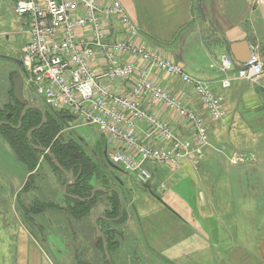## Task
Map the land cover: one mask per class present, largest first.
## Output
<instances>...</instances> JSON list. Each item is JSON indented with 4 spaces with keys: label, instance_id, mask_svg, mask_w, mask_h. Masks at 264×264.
Masks as SVG:
<instances>
[{
    "label": "built area",
    "instance_id": "obj_1",
    "mask_svg": "<svg viewBox=\"0 0 264 264\" xmlns=\"http://www.w3.org/2000/svg\"><path fill=\"white\" fill-rule=\"evenodd\" d=\"M256 4L264 5V0ZM13 9L28 27L24 61L36 92L50 108L76 118L77 126H96L114 164L152 185L158 167L174 174L182 162L202 160L212 124L228 116L223 96L210 82L184 71L165 48L143 41L120 1L15 0ZM219 65L264 92L261 59L253 55L238 69L225 53ZM160 77L179 78L192 87L207 117L173 94ZM117 83L125 90L118 91ZM223 85L229 86L228 78ZM146 103L170 110L191 136L179 135L172 120L150 111ZM256 161L241 151L230 156L234 165Z\"/></svg>",
    "mask_w": 264,
    "mask_h": 264
},
{
    "label": "crops",
    "instance_id": "obj_2",
    "mask_svg": "<svg viewBox=\"0 0 264 264\" xmlns=\"http://www.w3.org/2000/svg\"><path fill=\"white\" fill-rule=\"evenodd\" d=\"M117 1L123 2L126 5L124 7L130 12L131 17L141 30L143 41L149 45H152L150 41H158V46L161 44L165 45L166 48L171 46L175 47L176 52L165 48L169 56L176 60L180 66H183L184 71L193 77L210 82L215 90L223 96L229 115L226 118H229L230 121H236L241 117L246 119L248 124L242 130V133L248 136L258 135L259 131L264 128V93L262 89L240 77L237 73H224L220 68L219 60L227 53L228 44L248 41L253 55L264 62V54L262 52V49L264 51V5L256 4V0H201L200 4L205 15V19H203L198 10V0ZM196 47L198 48L197 51H195ZM226 78L229 79V86L223 85V81ZM159 80L164 86L170 88L173 94L182 97L200 115L207 117L192 87L184 85L179 78L175 77H160ZM116 89L122 92L125 90V87L117 83ZM145 106L150 111H157L160 115L172 120L174 126L179 124L180 127L177 126L176 128L179 135L191 136L192 131L184 129L172 117L173 114L170 110L152 103H146ZM243 112H246L247 115H240ZM237 151H243L257 157L255 163L234 165L230 162V156L236 151H233L228 156L229 165H247L249 168H252V173H257L252 185L247 188L242 196L235 194L229 185H223L224 190L220 192L217 188L212 190H218V192H210L208 190L211 189L210 186L206 188L207 194L204 195L200 192L202 198L193 205V216L196 220L197 218L201 219L199 234L203 235L210 249H214L212 251L213 254L212 256L207 255V259L200 262L195 261V258L184 260L174 256L177 264H264V257L260 254L261 247L264 243L263 151L262 149H258L257 152ZM202 161L198 163L188 160L182 162L176 171V173L180 172L177 177H175L176 173L171 174L168 170H154L155 179L156 177L157 179L162 178L165 174L168 175L166 178H170L171 183H174L179 180V177L191 175L189 178L192 181L195 180V184H197L198 178L200 182V177H195L197 175L196 167L199 164H203ZM29 174L26 170L25 178L16 186L13 196L16 200L17 198L21 199L25 195L21 194L22 191L20 190L25 187ZM63 196L64 194L61 193L60 196H56L55 200L60 201L64 198ZM216 196H218L217 200L219 202H216ZM243 198L244 200H242ZM34 199L49 202L50 196L41 194ZM32 203L29 201L28 204L30 205H27L25 209L29 210L32 207ZM168 209L165 211V209L163 210L161 208L153 211L157 214H151L150 219L145 217L146 215L148 216V212H152L151 210L147 211V207L138 213L135 209L134 212L135 217L140 220L141 226L142 221L140 216L146 218L143 221L146 223L145 229L148 234V236H140L141 238H145V241L143 245L138 243V248H147V246L153 248L155 251H151V253H155L153 255L155 257L157 255L159 260H165L167 258L163 255V252L168 249V241L173 242L171 228L182 229L184 227L183 222L187 223L177 212L170 208ZM14 213L18 214L17 212ZM97 216H102V214H97ZM34 218L32 216V219ZM49 219V223H57L62 228L64 227V223L65 226L67 223H70L69 221L67 222L68 214L63 209L59 210L56 216H49ZM35 220H32V224L29 225L38 226ZM39 228L41 232L43 231L44 244L46 245L49 238L45 235V225H39ZM138 228V235L140 233L142 234L139 225ZM188 228L189 235L196 231L194 228ZM21 229V235L13 244L14 253L16 254L15 264H60L61 262L63 264L102 263L97 252L94 256L80 253L78 251L80 247L77 245V242L68 246V248H74L70 252V255L67 252L65 253L66 255L60 256V259L58 257H56V260L49 258L46 252L43 253L41 250L36 249V246L38 245L40 248V245L30 236L29 231L27 229L24 230L22 227ZM248 231L252 232L253 235H247ZM137 232L134 233L133 229L130 231L131 237H136V241L138 239L140 240L135 235ZM60 233L63 236L61 231ZM213 235H215V238ZM72 236L75 237L74 234ZM184 238L186 237L181 236L177 241ZM213 241L215 242L214 245L212 244ZM78 243H81V240ZM53 246L57 248L55 244ZM65 246L63 245V247ZM94 246L97 250H100L98 241L95 240ZM123 247V250H125L126 245ZM131 247L135 248V244L133 243ZM56 253L62 254L58 250ZM128 258H130L129 255ZM210 258H212L211 263L209 262ZM80 259L82 260L80 261ZM122 259L124 261V257Z\"/></svg>",
    "mask_w": 264,
    "mask_h": 264
},
{
    "label": "rangeland",
    "instance_id": "obj_3",
    "mask_svg": "<svg viewBox=\"0 0 264 264\" xmlns=\"http://www.w3.org/2000/svg\"><path fill=\"white\" fill-rule=\"evenodd\" d=\"M14 2L15 0H0V106H3L10 99L9 90L12 89L13 91V77L21 73L20 69L16 66L15 59L22 54V49L27 43L25 31L28 27L24 23V18L15 13L13 9ZM123 5L126 6L124 3ZM128 13L130 14L129 11ZM150 43L152 45H158V41H150ZM159 46L166 48L165 45L160 44ZM167 48L172 52H176L175 47L171 46ZM197 50L198 48L196 47L195 51ZM262 52L264 54L263 49ZM24 92L29 96V99L35 100L34 102L38 103L43 108L47 105L45 98L37 93L35 88H33V92L30 95L26 88ZM41 97L43 98L42 102L40 99ZM240 115L247 114L246 112H243ZM227 117H229V115ZM247 124L248 121L242 117L236 121H230L229 118H226L223 121L212 124L209 131V145L204 149V156L202 158L204 161L200 160L203 164H199V166L196 167L197 175H195V177H200V182L198 178L197 184H195V180L192 181L189 178L191 175L179 177V180L171 183V179L166 178L168 175L164 174L162 178L157 179L156 177L155 181L152 183L154 189V191H152L146 187L147 185H143L139 182L134 174L122 176L126 179L129 188H132L131 196L128 194L127 197L130 200V202L126 204L129 218L124 227L127 229L128 234H130L131 229H133L134 233L139 231L138 225L142 230V234L140 232L139 235L138 232L135 234L140 238V240L138 239L135 243L136 245L138 243L143 245L145 238H141L140 236H148V234L145 229L146 223L143 221L146 218L141 217L138 214L142 221L141 226L140 220L134 215L135 209L138 213L140 210L147 207V211L151 210L152 212H148V216L146 215L145 217L150 219V215L156 213L153 211H157L161 208L167 211L169 210L168 208H170L177 212L188 224L183 222L185 228L182 227V229L175 227L171 228V232H173L171 234L173 242L168 241V249L163 252V255H165L168 260L173 261L172 263L176 264V258L184 260L195 258V261L200 262L206 260L207 255L212 256V251L214 249H210L209 244L203 235L199 234L201 219L197 218L196 220L193 216V205L196 201H200L202 193L204 195L208 193L206 188H209V186L211 189L208 190L215 193L218 192V190L219 192L223 191V185H229L235 194L242 196L247 188L252 185L253 180L257 175L255 172L252 173V168H249L247 165L232 166L228 164V156L233 151L237 150L257 152L258 149H262V155L264 156V128L259 131L258 135L248 136L242 133V130L246 128ZM177 126L180 127L179 124H176L174 127L177 128ZM97 131L98 130L94 125L77 126L76 118H72L70 125L66 128V132H70L68 136L77 135L83 137L84 142L87 143V149L91 151L98 149L95 151L96 154L100 153V149L96 146L100 142H104L106 144L105 151L108 155L107 140ZM107 157H109V155ZM107 157L106 159L108 160ZM39 162L41 164L39 175L35 176L33 180H30L28 186L20 190L22 191L21 194L25 195H23L21 199L17 198L16 200V198L13 197L16 186H18L21 180L25 178L26 167L18 160L11 147L0 134V264H15L16 254L14 253L13 244L21 235V227L24 230L27 229L31 234L30 236L40 245L41 249L38 245L36 246V249L41 250L43 253L46 252L49 258L56 260V257H58L60 259V256L66 255L65 253L67 252V254L70 255V252L73 251L74 248H68V246L77 242V245L80 247L78 249L80 253L82 252V254H87L89 256H94L98 253L102 262L101 264H104L106 262V256L104 259V253L101 250H97L94 246L95 240L97 241L98 239L96 228L94 229V221L97 214H102L106 208V205L109 202L107 196H101L99 198L96 210L87 217V219L77 222L73 221L78 233L75 237L72 236L74 231L71 230L70 223L66 224L63 228L59 227L57 223H49V216H56L59 210L47 209L43 212V216L46 217L45 221H38L45 225V235L49 238L46 245L44 244L43 231H40L39 226L29 225L32 224V220L35 219L29 217L25 208L27 205H30L28 204L29 201H34V198L37 197L36 194L38 193L44 194L45 196L49 195L50 202H55L60 205L66 204L68 207L71 205L64 196L60 201L55 200L56 196H60L61 193L65 194L64 186L67 182L65 184L63 183V177H61L56 170V173L53 171L52 165L48 160L41 157ZM157 170L164 171L166 168L158 167ZM179 174L180 172H177L175 177ZM162 184H164L165 189H162ZM36 185H38V190L34 188ZM214 188H217L218 190H212ZM128 192L130 191L128 190ZM126 194L127 193H125V195ZM156 195L160 196L161 200L156 199ZM217 197L218 196L215 197L216 200ZM242 200H244V198ZM216 202H219V200ZM14 212H17L18 214ZM169 213L171 212L169 211ZM37 216L38 215H34L36 218ZM55 221H57V219H55ZM113 226L116 229L121 228L118 227L117 224H114ZM188 227L194 228L196 231L189 235ZM59 230L62 232L63 236ZM81 230L83 231L80 232ZM181 232H183V234H181ZM247 235L252 236L253 233L248 231ZM181 236H185L186 238L177 241ZM213 237L215 238V235H213ZM80 240L81 243H78ZM54 244L57 248L53 246ZM125 244L130 248L133 244L131 238L126 239ZM212 244L214 245L215 242L213 241ZM42 245L44 246L42 247ZM63 245L66 246L63 247ZM122 249H124V247H122ZM57 250L61 251L62 254L56 253ZM126 250L127 249L124 250V253H126ZM151 251L153 252L155 250L149 246H147V248L141 247V254H138L139 260L137 258H128V260L130 259L133 261V263L130 262L131 264H144L143 262H145V264H158L157 255L155 257L153 255L155 253H151ZM260 254L264 257V243L261 247ZM174 256H176V258ZM81 260L82 259H80V261ZM211 261L212 258H210L209 262L211 263ZM60 264L63 263L61 262Z\"/></svg>",
    "mask_w": 264,
    "mask_h": 264
},
{
    "label": "trees",
    "instance_id": "obj_4",
    "mask_svg": "<svg viewBox=\"0 0 264 264\" xmlns=\"http://www.w3.org/2000/svg\"><path fill=\"white\" fill-rule=\"evenodd\" d=\"M23 107L24 105L15 101V99L12 102L0 106V120L9 119L17 124ZM67 114L65 111L46 110V121L40 129L32 133V143L50 148L64 168L74 170L76 181L68 185L67 194H64L65 199L71 205L68 207L66 204L59 205L55 202L34 199L32 207L29 210L25 209V211L32 218V216L42 214L47 209H63L68 213L67 222H70L71 230L73 228L72 231L74 233L72 234L77 236L76 225L73 221L77 222L87 219L96 210L99 198L101 196H107L109 202L102 212V215L106 218H100L98 224L105 234L111 261L105 259L103 240L97 234L98 247L104 253V259L106 260L104 264L133 263V261L128 260V255L130 259L137 258L139 260L138 254H141V249L138 248V244H135L137 242L136 237H131V234H128L127 229L124 227L129 218L126 204L130 202L127 197L128 194L131 196L132 188H129L126 179L122 176L128 174L123 168H116L108 163L106 159L108 155L105 153L106 144L104 142H100L96 146L100 149V153L96 154L95 151L98 149L92 151L87 149V143L84 142L83 137L77 135L68 136L70 132H66V128L70 125L72 117ZM41 121L42 113L37 109H31L23 118L21 129L11 127H3L1 129V132L5 135L17 158L25 164L28 172L36 171L31 174V179L29 180H33L35 176L39 175L40 167L37 170L35 169L43 153L33 148L27 138V132L32 127L38 126ZM107 158L109 159V157ZM45 159L50 161L53 171L56 170L63 177V183L65 184L68 181L67 177L55 167L49 156L45 155ZM29 182L26 183L25 187L29 185ZM97 187H102L106 190L98 191L94 198L88 200L93 190ZM146 187L154 191L152 185H147ZM125 193L127 194L125 195ZM69 195H76L81 199L73 198ZM120 195H122V200L120 199ZM114 224H117L121 228H114ZM129 238L135 244V248L133 249H130L132 247L130 246L129 248L125 244V240ZM124 245H126V253L122 249ZM123 257L124 261L122 259ZM143 263L145 264V262Z\"/></svg>",
    "mask_w": 264,
    "mask_h": 264
},
{
    "label": "water",
    "instance_id": "obj_5",
    "mask_svg": "<svg viewBox=\"0 0 264 264\" xmlns=\"http://www.w3.org/2000/svg\"><path fill=\"white\" fill-rule=\"evenodd\" d=\"M199 1V4H198V10H199V13L201 15V17L203 19H205V15H204V11L201 7V4H200V1L201 0H198ZM227 53L237 62L239 63H246L248 62L249 60H251L253 58V52L251 51V48H250V45L248 43V41H240V42H235V43H230L227 45ZM14 59V58H12ZM15 61L18 63L21 71L23 73H27L26 71V67L23 63L22 60L20 59H15ZM239 63H237V68H241V66L239 65ZM13 83H14V96L16 98V100L21 103V104H25V107L24 109L22 110V113H21V118H20V123H19V127L21 126V121H22V118L26 115L27 111L31 108H36L38 109L39 111H41L42 113V122L40 125H38L37 127H34V128H31L28 133H27V136L30 138L31 137V134L34 130L36 129H39L45 122V119H46V114H45V111L43 110V108L36 104V103H26V99L24 97V92H23V85H24V82H23V77L21 74H18L16 75L14 78H13ZM71 117V115H68ZM3 124V122H0V126ZM35 149L39 150V151H42L44 153H46L48 156L52 157L53 159V163L55 164V166L61 170L69 179V181H67V183L65 184L64 186V193L67 194L66 192V189L68 187L69 184H72L76 181V178H75V173H74V170L71 169V170H67L66 168H64L60 162L55 158L54 154L51 152L50 149L46 148V147H43V146H39V145H35L34 146ZM106 153V152H105ZM108 162L110 165L116 167V168H120V166L114 164L110 159H108ZM100 190H103L105 191L106 189L102 188V187H97L93 190L92 192V195L88 198V200L92 199L95 197L96 193ZM73 198H77V199H81L80 197L76 196V195H69ZM157 199L161 200V197L156 195L155 196ZM120 199L122 200V195H120ZM83 200V199H82ZM100 218H106L105 216H96L95 217V221H94V225H95V228H96V232L102 237V240H103V247H104V253H105V256H106V260L107 261H111V255H110V252H109V249H108V244H107V241H106V238H105V234L104 232L101 230L99 224H98V220Z\"/></svg>",
    "mask_w": 264,
    "mask_h": 264
},
{
    "label": "flooded vegetation",
    "instance_id": "obj_6",
    "mask_svg": "<svg viewBox=\"0 0 264 264\" xmlns=\"http://www.w3.org/2000/svg\"><path fill=\"white\" fill-rule=\"evenodd\" d=\"M23 49H24V47H23ZM23 49H22V54L19 56V57H17L16 59H20V60H22L23 61V63H24V65L26 66V64H25V61H24V51H23ZM12 58V57H11ZM15 63H16V66H17V68L18 69H20V67H19V65H18V63L15 61ZM20 71H21V69H20ZM21 75H22V77H23V82H24V85H23V92H24V90H25V88L27 89V91H28V94L30 95L32 92H33V88H34V84H33V82H32V80H31V76L28 74V73H23L22 71H21V73H20ZM15 77V76H14ZM13 77V78H14ZM9 95H10V99L5 103V104H7V103H9V102H12L14 99H15V101H17L16 100V98H15V96H14V83H13V91H12V89L11 90H9ZM24 97H25V99H26V103H30V104H32V103H35L34 101L35 100H31V99H29V96L28 95H26L25 94V92H24ZM41 99V102H42V97L40 98ZM36 104H38V103H36ZM47 104V103H46ZM24 105V107H25V104H23ZM39 105V104H38ZM41 106V105H40ZM24 107H23V109H24ZM42 107V106H41ZM43 108V107H42ZM22 109V110H23ZM31 109H36V108H31ZM31 109H29V110H31ZM49 109H52V108H50V106L49 105H46L45 106V108H43V110L45 111V114H46V110H49ZM28 110V111H29ZM38 110V109H37ZM54 110V109H53ZM27 111V112H28ZM39 111V110H38ZM41 112V111H40ZM21 113H22V111H21ZM27 114V113H26ZM43 116V115H42ZM25 117V116H24ZM23 117V118H24ZM20 118H21V114H20V117H19V120H18V123L16 124V123H14V122H12V121H10L9 119H2V120H0V122H3V124L0 126V134L2 135V137L4 138V140L8 143V145L10 146V144H9V142H8V140L6 139V137H5V135L1 132V129L3 128V127H11V128H14V129H21V127H22V125H23V118H22V121H21V126L19 127V123H20ZM73 118V117H72ZM45 121H46V119H45ZM42 122V121H41ZM45 123V122H44ZM41 124V123H40ZM39 124V125H40ZM43 126V125H42ZM41 126V127H42ZM35 127H37V126H35ZM40 127V128H41ZM32 128H34V127H32ZM39 128V129H40ZM30 130V129H29ZM28 130V131H29ZM36 130H38V129H36ZM36 130H34V131H36ZM33 131V132H34ZM32 132V133H33ZM28 133V132H27ZM27 138H28V140L31 142V145L33 146V148L35 149V144H33L32 143V134H31V137L29 138L28 136H27ZM39 146H42V145H39ZM11 147V146H10ZM43 147H45V146H43ZM47 148V147H46ZM11 149H12V147H11ZM48 149H50V148H48ZM35 150H37V149H35ZM12 151H13V149H12ZM37 151H39V150H37ZM14 152V151H13ZM39 152H41V153H43V155L41 156L42 158H44L45 159V155H47L46 153H44V152H42V151H39ZM52 152V151H51ZM15 154V153H14ZM15 156H16V154H15ZM48 156V155H47ZM17 157V156H16ZM50 157V156H49ZM51 159H52V157H50ZM56 158V157H55ZM57 159V158H56ZM19 160V159H18ZM46 160V159H45ZM58 160V159H57ZM20 161V160H19ZM41 162V161H40ZM40 162H39V164H38V166H37V168L35 169V170H37L40 166H41V164H40ZM50 162V161H49ZM52 162H53V159H52ZM24 164V163H23ZM51 164V163H50ZM54 164V163H53ZM25 165V164H24ZM55 165V164H54ZM26 167V166H25ZM56 167V166H55ZM57 168V167H56ZM58 169V168H57ZM26 170H27V168H26ZM28 171V170H27ZM61 171V170H60ZM36 171H34V172H29L30 174H29V176H28V180H27V182L28 181H30L29 179H31L30 178V176H31V174H33V173H35ZM62 172V171H61ZM63 173V172H62ZM64 174V173H63ZM65 175V174H64ZM66 176V175H65ZM67 177V176H66ZM76 178V177H75ZM36 190H38V187H36L35 188ZM37 196H40L41 195V193H38V194H36ZM32 205H33V203H32ZM45 212V211H44ZM38 216H37V218H36V220H37V222H36V224L38 223V226L39 225H43V224H41V223H39L38 221H45V219H46V217L45 216H43V213L41 214H37ZM161 259V258H160ZM166 260H164V259H161V260H159L158 259V264H175V263H172L173 261H170V260H168L167 258H165ZM167 261H170V262H167Z\"/></svg>",
    "mask_w": 264,
    "mask_h": 264
}]
</instances>
